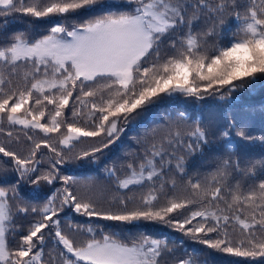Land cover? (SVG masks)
Masks as SVG:
<instances>
[{
    "label": "snow or ice",
    "instance_id": "1",
    "mask_svg": "<svg viewBox=\"0 0 264 264\" xmlns=\"http://www.w3.org/2000/svg\"><path fill=\"white\" fill-rule=\"evenodd\" d=\"M11 16L48 27L10 30ZM261 78L264 0H0V264H197L198 250L149 225L264 258V151L244 150L264 148V134L230 113L166 112L104 165L111 192L62 173L100 164L124 123L153 106L227 105ZM23 185L51 194L37 205Z\"/></svg>",
    "mask_w": 264,
    "mask_h": 264
},
{
    "label": "trees",
    "instance_id": "2",
    "mask_svg": "<svg viewBox=\"0 0 264 264\" xmlns=\"http://www.w3.org/2000/svg\"><path fill=\"white\" fill-rule=\"evenodd\" d=\"M98 13L84 12L83 16H89ZM9 21L10 30H18L27 28H36L38 31H44L48 24L45 21H39L35 24L32 23L31 18L22 16H11L7 18ZM264 78H261L257 83L253 84L250 88L245 89L243 92L236 93V100L224 105L215 99H207L203 101H197L195 99L184 100L183 98L175 101H164L156 106L149 108L146 112L142 113L139 117H136L130 122H125L126 132L121 136L120 140L111 147L110 150H106L105 157L102 159L100 164H88L86 162H78L73 164H68L62 167V173L65 175H72L76 177L79 181L83 182L88 178H95L99 183L108 188L111 191V184L105 178V173L103 171L104 165L110 163L113 159L123 158L125 154L134 150L136 137L143 136L145 132L149 131L153 126L154 122L159 121L166 112L172 113L173 116L176 115L178 110H185L189 115L202 114L205 121L208 120H223L224 116L228 113L235 116L237 119L244 120L250 123L253 134L261 135L264 134ZM22 135V133H21ZM42 135V134H41ZM59 134H53L52 139L55 141ZM4 136L0 135V142L4 141ZM233 139L232 143H235ZM87 147V143L76 145L74 151H79L81 148ZM244 150L250 155L258 157L259 154L264 151V148L257 145H250L244 142ZM195 171V168L190 169V174ZM15 177L9 174L7 177L8 183H13ZM59 186V185H57ZM80 191L85 195H98V193H89L88 190L82 186H79ZM23 194L33 200L34 203L40 205L43 203L45 195H50L51 191L48 186H41V190H33L29 185H23ZM146 192L147 190H142ZM182 192V187H181ZM139 194V193H138ZM210 210L214 209V206H208ZM219 207H224L221 204ZM63 219V217H62ZM80 223L88 222L86 218L76 217ZM91 223H107L103 221L92 220ZM147 230L155 235H167L170 239H184L185 249H196L197 252L193 253V259L197 261V264H264V258H256L252 260L251 258H241L233 257L228 254L220 253L212 249H207L203 245L193 244L187 241L186 238L182 237L180 233H176L170 229H162L159 226L149 225ZM231 235L235 239H239L240 230L238 226H233L230 230ZM79 239V237H77ZM183 250L179 247L177 248V255H182Z\"/></svg>",
    "mask_w": 264,
    "mask_h": 264
}]
</instances>
